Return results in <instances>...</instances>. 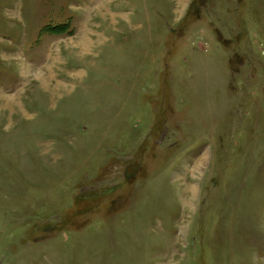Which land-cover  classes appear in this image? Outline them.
<instances>
[{
  "label": "rangeland",
  "instance_id": "374dc122",
  "mask_svg": "<svg viewBox=\"0 0 264 264\" xmlns=\"http://www.w3.org/2000/svg\"><path fill=\"white\" fill-rule=\"evenodd\" d=\"M0 264H264V0H0Z\"/></svg>",
  "mask_w": 264,
  "mask_h": 264
},
{
  "label": "trees",
  "instance_id": "16d2710c",
  "mask_svg": "<svg viewBox=\"0 0 264 264\" xmlns=\"http://www.w3.org/2000/svg\"><path fill=\"white\" fill-rule=\"evenodd\" d=\"M64 26H55V27H50L54 32H62Z\"/></svg>",
  "mask_w": 264,
  "mask_h": 264
},
{
  "label": "bare ground",
  "instance_id": "6f19581e",
  "mask_svg": "<svg viewBox=\"0 0 264 264\" xmlns=\"http://www.w3.org/2000/svg\"><path fill=\"white\" fill-rule=\"evenodd\" d=\"M190 187H191V186H190ZM192 191H193V192L195 191L194 194L196 193V189H195V188H193Z\"/></svg>",
  "mask_w": 264,
  "mask_h": 264
}]
</instances>
